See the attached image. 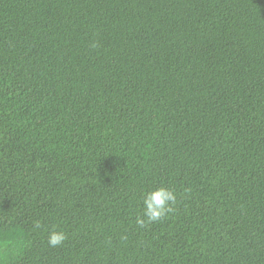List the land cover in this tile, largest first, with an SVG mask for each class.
<instances>
[{
    "label": "trees",
    "instance_id": "obj_1",
    "mask_svg": "<svg viewBox=\"0 0 264 264\" xmlns=\"http://www.w3.org/2000/svg\"><path fill=\"white\" fill-rule=\"evenodd\" d=\"M0 264H264V0H0Z\"/></svg>",
    "mask_w": 264,
    "mask_h": 264
},
{
    "label": "clouds",
    "instance_id": "obj_2",
    "mask_svg": "<svg viewBox=\"0 0 264 264\" xmlns=\"http://www.w3.org/2000/svg\"><path fill=\"white\" fill-rule=\"evenodd\" d=\"M177 203V193L168 187L160 186L145 190L142 193V214L138 215L135 223L138 227L144 228L148 224L156 223L174 212ZM41 223L35 222V228H40ZM67 235L63 231L53 230L48 233L47 244L56 248L64 244Z\"/></svg>",
    "mask_w": 264,
    "mask_h": 264
}]
</instances>
